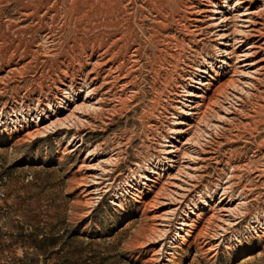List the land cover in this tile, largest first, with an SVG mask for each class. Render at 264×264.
<instances>
[{"label": "rangeland", "instance_id": "obj_1", "mask_svg": "<svg viewBox=\"0 0 264 264\" xmlns=\"http://www.w3.org/2000/svg\"><path fill=\"white\" fill-rule=\"evenodd\" d=\"M0 264H264V0H0Z\"/></svg>", "mask_w": 264, "mask_h": 264}]
</instances>
